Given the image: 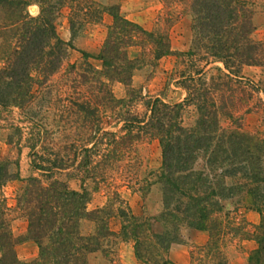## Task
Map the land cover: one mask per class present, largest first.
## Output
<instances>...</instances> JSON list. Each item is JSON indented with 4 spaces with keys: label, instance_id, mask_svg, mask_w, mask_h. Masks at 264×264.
<instances>
[{
    "label": "trees",
    "instance_id": "1",
    "mask_svg": "<svg viewBox=\"0 0 264 264\" xmlns=\"http://www.w3.org/2000/svg\"><path fill=\"white\" fill-rule=\"evenodd\" d=\"M65 4L70 11L66 42L55 29L58 9ZM31 5L37 7L34 16L27 11ZM187 11L191 39L185 52L175 54L181 68L171 79L184 97L165 103L142 99L130 87L139 62L127 55L131 47L153 61L170 55L165 31H146L122 17L117 5L95 0H0V121L6 123L0 130L17 153L24 140L30 171L36 173L21 179L17 160L0 161V187L21 182L12 208L0 196V264H87L90 254L106 256L116 238L130 241L142 264H172L168 248L186 229L206 234L204 244L190 254L195 264H227L225 237L252 241L246 264H264V134L241 129L254 102L264 111V39L255 37V3L188 0ZM104 14L111 22L101 45L95 54L79 52L78 68L71 64L61 85L71 90L74 110L69 113L81 122L70 130L76 140L56 145L55 130L45 124L52 103L43 98L54 90L47 83L77 35L100 23ZM89 60L98 62L99 69ZM244 68H257L258 79L243 76ZM113 83L124 87V98L114 97ZM135 103L144 109L141 116L132 111ZM13 109L19 112L18 125L5 119ZM187 109L190 123L183 122ZM102 120L120 125L118 131H101ZM141 140H155L160 149L154 181L146 179L140 187L159 190L160 209L151 217L133 215L104 173ZM73 176L79 177L78 191L66 185ZM85 181L94 189L101 183L111 187L108 203L88 211ZM227 204L255 212L259 223L248 231L244 221L235 223L229 216ZM114 217L119 219L117 233L108 228ZM16 219L26 224L23 235L11 231ZM81 221L92 223V232L83 233ZM26 241L34 243L37 255L20 261L15 247Z\"/></svg>",
    "mask_w": 264,
    "mask_h": 264
},
{
    "label": "rangeland",
    "instance_id": "2",
    "mask_svg": "<svg viewBox=\"0 0 264 264\" xmlns=\"http://www.w3.org/2000/svg\"><path fill=\"white\" fill-rule=\"evenodd\" d=\"M95 1L103 5H117L119 11L122 5V15L136 21V24L141 26L144 30L155 31L159 29L167 33L171 53L168 56L161 57L157 61H153L146 53L145 55L142 54L138 47L127 49L128 57L130 59H137L139 62L136 66V70L132 73L130 87L135 91H139L142 99L159 98L165 103L180 102L184 97V92L174 87L171 79L175 76L174 71H179L181 68L179 65L180 59L177 58L175 54L185 52L191 39V18L187 11L188 0ZM251 1L255 3L256 11L253 18L254 24L257 26L255 37L257 39H264V11L261 10L264 0ZM29 7L31 11H28L27 8L28 13L31 16L36 15L37 7L35 5ZM69 13L70 11L66 4L58 9L55 29L56 33L61 37H63L62 30L66 27L68 30L67 16ZM105 28L101 19L100 23L89 25L82 29L80 34L77 35L72 42V49H67L66 58L59 71L54 74L47 83V85L53 86L54 90L52 93L45 96L43 95L45 101L49 98L50 103H52V105L47 108L48 119L45 124L49 129L55 130L52 139L56 145H62L68 141L76 140L75 136L71 135L70 130L81 123L69 113V111L71 112L74 110V106L70 99L71 90L64 87L61 88V85L66 79L65 73L69 70L71 64H74L76 68H78L80 61L79 52L84 51L89 54H95L104 39ZM89 63L96 69H99L98 62L89 60ZM1 65L2 62L0 61V67ZM242 75L256 81L259 77V70L257 68H244L242 70ZM111 90L115 98L119 99L125 97V89L120 84L113 83ZM253 105V109L243 118L241 129L250 134H264V111L260 106L258 108L255 102ZM45 107L44 104V108ZM34 108H36V106H33V109ZM132 111L138 116H141L144 109L139 103H135L132 107ZM5 119L10 124L18 125L20 121L19 112L13 109L6 115ZM191 119V110H185L183 112V122L190 123ZM5 124V122L0 121V126ZM119 126L120 125H115L108 120H102L100 124L101 131L104 132H117ZM221 126H224L223 121L221 122ZM3 133L5 132L0 130V161L17 160L18 173L21 179L29 175H36V173L30 171L29 156L27 154V148L24 146V140L21 139L19 143L20 151L17 153L15 147L6 144ZM131 151L132 153L130 155L124 157L120 162L105 170L104 173L107 178V183L111 187L116 188V192L120 199L125 203L126 207H128L133 215L151 217L160 209L159 190L156 185H149L145 191H140V187H144V180L146 179L150 183L154 181V175L160 166V149L155 140H141L134 144ZM9 170L13 171L12 167H10ZM71 172L76 174L73 171ZM59 178L64 179L65 177L59 176ZM78 178V176L68 177L65 181L67 187L71 190L78 191L80 185ZM20 185L21 182L19 181H11L0 187V196L6 199L7 206L10 208L14 205V192ZM84 187L89 193V200L86 204V209L88 211L102 207L108 203L111 198L110 192L112 188H106L103 183L99 184L97 189H94L89 181H85ZM227 210L231 212L229 216L232 217L235 223L244 221L248 225L247 230L250 232L253 230L251 226L259 223V216L255 212L245 210L241 207L237 208L234 204H227ZM256 215L258 216V221L257 223H252ZM80 226L83 233H90L93 230V224L88 221H81ZM119 226V219L117 217L110 219L108 222V228L115 233L118 232ZM184 231L185 230L180 234L179 242L172 243L169 246V248L171 247L175 250L176 254L174 255V262L171 261L172 264H195V262L190 259V254L195 253L196 248L201 246V243L205 241H203V239H206L204 234ZM110 241L112 242L108 244L106 256L99 252L90 254L87 258V264H142L135 259L132 243L130 241H121L120 238ZM251 248H254V243L250 240L225 237L223 251L227 259V264H246V253Z\"/></svg>",
    "mask_w": 264,
    "mask_h": 264
},
{
    "label": "crops",
    "instance_id": "3",
    "mask_svg": "<svg viewBox=\"0 0 264 264\" xmlns=\"http://www.w3.org/2000/svg\"><path fill=\"white\" fill-rule=\"evenodd\" d=\"M34 7V6H33ZM35 8V7H34ZM121 9H122V5L120 6V11H119V13H120V15L122 16V17H124L125 19H127V20H129V21H131V22H134V23H136V21H134V20H131V19H129L127 16H124V15H122V12H121ZM37 10V9H36ZM111 19H110V17H109V15H107V14H104L103 16H102V22H103V24L105 25V27L107 26V25H109L110 24V21ZM63 28V27H62ZM67 28V27H66ZM66 28H64V30H62V36L63 37H61L59 34H57L58 35V37L62 40V41H67L68 39H69V32H68V30L66 29ZM257 221H258V216L256 215L255 217H254V219L252 220V223H257ZM25 226H26V224H25V222H24V220H22V219H16V220H14V221H12L11 222V231H12V233L15 235V236H20V235H23L24 233H25ZM184 232H190V233H195V234H204V236H206V234L204 233V232H196V231H192V230H189V229H186ZM206 241V239H203V241ZM204 241V242H205ZM204 242H202L201 243V245H203L204 244ZM251 249H253V248H251ZM251 249H249V250H251ZM248 250V251H249ZM15 252H16V256H17V258L19 259V260H22V261H26V260H32V259H35V257H36V246L34 245V243H32V242H30V241H26V242H23V243H21V244H18L16 247H15ZM181 252H184V251H181ZM183 254V253H182ZM174 255H176L175 254V250H173L171 247L170 248H168V254H167V259L171 262H174Z\"/></svg>",
    "mask_w": 264,
    "mask_h": 264
},
{
    "label": "water",
    "instance_id": "4",
    "mask_svg": "<svg viewBox=\"0 0 264 264\" xmlns=\"http://www.w3.org/2000/svg\"><path fill=\"white\" fill-rule=\"evenodd\" d=\"M28 11H31V10H30V7H28Z\"/></svg>",
    "mask_w": 264,
    "mask_h": 264
}]
</instances>
